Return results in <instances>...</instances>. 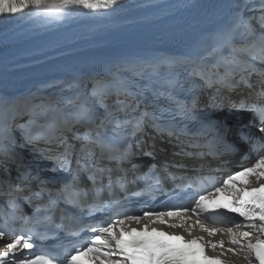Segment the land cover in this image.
Returning a JSON list of instances; mask_svg holds the SVG:
<instances>
[{"label": "snow or ice", "instance_id": "snow-or-ice-1", "mask_svg": "<svg viewBox=\"0 0 264 264\" xmlns=\"http://www.w3.org/2000/svg\"><path fill=\"white\" fill-rule=\"evenodd\" d=\"M119 3L120 0H0V17L21 14L26 10L32 15L44 12L65 15L77 9L101 13L114 9ZM261 13L259 31L251 24H245L240 35L247 39L242 46H237L236 41L229 38L212 53L216 57V62L205 68L194 69V74L202 78L216 76L215 81L211 79L207 81L209 84L227 83L228 86H232L246 82L245 73L250 75L256 71L251 61L264 63V0H261ZM221 69L224 71L221 72ZM237 74L240 75L239 81L235 79ZM100 87L98 84L93 86V97L98 102H102L103 99V94L97 92ZM116 91L118 110L139 112V105H133L128 101L130 93L127 88H118ZM261 95H264V91ZM120 96L124 99H119ZM39 108V111L27 113L29 116L27 122L18 126L23 130L25 139L29 142L63 144L61 158L78 152L87 165L85 170H90L96 149L103 155L109 147L103 138L87 134L82 137L78 130H74L72 120L62 115L61 110L47 105H40ZM258 115L261 125L259 131L264 132V108L258 109ZM90 116L86 108L82 109L81 119L87 122ZM148 118L155 119L147 112L134 117L135 123L131 134L142 131L144 121ZM112 124L113 130L124 127L119 121L114 120ZM65 132H73L74 138L87 139L88 142L77 149L75 145L67 142ZM0 134H8L7 119L0 127ZM251 178L257 181L264 180V155H259L250 164L241 165L239 170L215 182L205 178L189 180L183 186L176 185L173 189L175 196L168 194L159 181L147 184L146 189L167 197L159 204L155 203V196H152L150 200L133 207L131 198L127 195L123 201L114 202L111 199L97 197L80 202V193L70 188L66 189V193L77 201L78 206L87 209L90 221L81 228L82 232L89 233L86 242L78 247L74 246L70 258L61 260V264H227L218 256L206 254L209 243L213 250L217 247L225 249L223 240L211 243L206 242L202 236L185 239L183 235L164 231L154 225H164L172 229L183 228L189 236L196 225H200L201 230L210 236L226 232L230 237L228 243L234 247L226 248L225 251L242 255L248 264H264V183H260L258 187H250ZM88 179L93 185L98 183L95 175H89ZM108 187L111 188V178ZM120 187L122 191H128L127 185L122 183ZM181 193H184L183 197ZM134 195L139 196L140 193ZM97 213L101 215L97 217ZM229 213L235 216L230 217ZM193 216L197 219L188 226ZM201 216L205 219L219 217L213 219V222L221 223L223 227L208 228L200 223ZM235 217L242 218L244 223L236 222ZM130 221L137 224L143 222L142 227H131ZM242 227L244 230L239 231ZM234 228L237 231H233ZM8 234L0 228V237ZM253 236L256 237L254 242L251 239ZM21 247L33 249V238L20 234L12 242L6 243L0 248V264H7L10 256L13 261L19 259V264H54L55 258H46L43 255H37L29 260L18 258L15 254Z\"/></svg>", "mask_w": 264, "mask_h": 264}, {"label": "bare ground", "instance_id": "bare-ground-1", "mask_svg": "<svg viewBox=\"0 0 264 264\" xmlns=\"http://www.w3.org/2000/svg\"><path fill=\"white\" fill-rule=\"evenodd\" d=\"M180 2L184 3L174 6ZM231 5L229 0H120L114 9L101 13L77 9L65 15L49 12L40 15H32L30 12L5 15L8 19L0 26V93L5 96L4 111L7 115L18 99L22 101L17 106L23 115L17 113L14 118L10 138L15 135L18 143L25 142L20 151H25L22 153L27 169L34 173L41 171L44 166L46 176L52 174L53 178H57L55 172L47 166L49 162L42 159L33 144L26 142L23 130L18 128V123L23 125L29 119L27 113L36 105V100L51 97L48 95L50 88L64 90L73 83L93 80L95 85L101 86L97 92L103 94V102L110 86L114 87L116 94L118 88H130L144 62L154 65L156 58L146 57L141 62L138 54L164 48L179 51L183 55L182 50L187 47L186 39L191 41L200 34L208 36L210 32L203 33L200 25L208 21L217 23V17L227 13ZM257 18L258 14L252 12L250 19L253 28L259 31ZM236 45L242 46L238 43ZM100 65L103 73H98ZM215 77H207V81H215ZM207 81L204 79L201 84L202 95L198 104L206 103L208 95L209 98H219L218 101L224 100V94L216 88L217 83L209 84ZM85 96L96 107L103 106L102 102L94 99L93 91L85 92ZM28 97H32V106H23V101ZM52 99H48L47 103ZM213 110L209 107L201 112L221 116L225 120L230 111L223 106L217 113ZM20 115L22 120L19 119ZM230 122L234 123V120ZM16 128L22 130L18 135ZM221 130L229 139L236 140L239 129L235 135L226 127ZM36 183L34 181L30 192L27 191L29 195L36 193L37 189L33 187ZM27 192L24 191V194ZM193 221L190 220L188 226ZM162 227L169 229L164 225ZM182 229L172 230L181 231L185 238L202 236L211 243L223 240L225 249L234 247L228 243L230 237L227 233L209 238L200 225H196L191 236ZM255 238L251 237L252 240ZM225 249L216 248L218 254L233 264H248L242 255L231 254Z\"/></svg>", "mask_w": 264, "mask_h": 264}, {"label": "rangeland", "instance_id": "rangeland-1", "mask_svg": "<svg viewBox=\"0 0 264 264\" xmlns=\"http://www.w3.org/2000/svg\"><path fill=\"white\" fill-rule=\"evenodd\" d=\"M29 12V10H26L24 13H28ZM7 17H0V26L1 25H4L5 23H6V21H7ZM25 103H26V101H23V106H26L25 105ZM28 107V106H27ZM13 108H15V106L13 105ZM18 113H20V114H22L21 112H20V110L18 111ZM23 115V114H22Z\"/></svg>", "mask_w": 264, "mask_h": 264}]
</instances>
